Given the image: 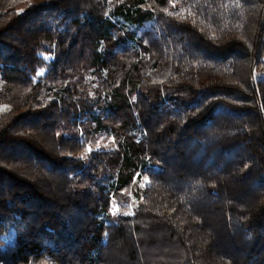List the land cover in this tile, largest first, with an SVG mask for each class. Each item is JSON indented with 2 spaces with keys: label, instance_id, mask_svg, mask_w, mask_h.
I'll list each match as a JSON object with an SVG mask.
<instances>
[{
  "label": "trees",
  "instance_id": "obj_1",
  "mask_svg": "<svg viewBox=\"0 0 264 264\" xmlns=\"http://www.w3.org/2000/svg\"><path fill=\"white\" fill-rule=\"evenodd\" d=\"M0 105V264H264V0H0Z\"/></svg>",
  "mask_w": 264,
  "mask_h": 264
},
{
  "label": "rangeland",
  "instance_id": "obj_2",
  "mask_svg": "<svg viewBox=\"0 0 264 264\" xmlns=\"http://www.w3.org/2000/svg\"><path fill=\"white\" fill-rule=\"evenodd\" d=\"M8 108V106L7 105H0V113L2 112V111H4V110H6ZM117 210V209H119L118 208V205H116V204H114V210Z\"/></svg>",
  "mask_w": 264,
  "mask_h": 264
},
{
  "label": "snow or ice",
  "instance_id": "obj_3",
  "mask_svg": "<svg viewBox=\"0 0 264 264\" xmlns=\"http://www.w3.org/2000/svg\"><path fill=\"white\" fill-rule=\"evenodd\" d=\"M127 214V213H126Z\"/></svg>",
  "mask_w": 264,
  "mask_h": 264
}]
</instances>
